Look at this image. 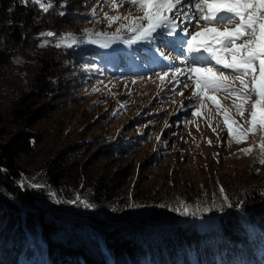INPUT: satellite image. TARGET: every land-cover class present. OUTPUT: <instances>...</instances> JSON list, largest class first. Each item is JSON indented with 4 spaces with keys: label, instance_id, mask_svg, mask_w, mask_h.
Masks as SVG:
<instances>
[{
    "label": "rangeland",
    "instance_id": "374dc122",
    "mask_svg": "<svg viewBox=\"0 0 264 264\" xmlns=\"http://www.w3.org/2000/svg\"><path fill=\"white\" fill-rule=\"evenodd\" d=\"M89 3L96 6L91 27L99 34L85 43L113 57L98 60L102 73L91 86L101 102L86 110L87 101H80L62 119L57 112L26 125L40 140L19 156L28 172L18 182L55 217L53 238L98 256L88 219L114 222L122 237L155 240L210 222L231 206L238 189L262 184L264 0ZM37 70V61L22 53L1 66L6 138L22 126L10 120V110ZM117 135L142 138L125 141L124 156L96 160L93 153ZM71 143L89 148L70 152L68 161L90 163L56 187L43 165ZM126 166L133 173L117 196H98L99 175Z\"/></svg>",
    "mask_w": 264,
    "mask_h": 264
},
{
    "label": "trees",
    "instance_id": "16d2710c",
    "mask_svg": "<svg viewBox=\"0 0 264 264\" xmlns=\"http://www.w3.org/2000/svg\"><path fill=\"white\" fill-rule=\"evenodd\" d=\"M89 2L0 0V74L1 66L11 63L18 53L38 63L30 89L13 102L10 120L22 126L9 138L7 117L0 111V264H264V180L238 189L231 206L211 217L210 222L204 220L191 230L178 228L173 236L155 240L122 237L114 222L88 219V227L99 242L98 256L53 238L55 217H50L33 193L18 182L28 172L19 156L33 152L40 140L26 125L57 112L58 118L65 117L80 101H87L86 110L101 102L102 97L92 96L91 86L102 73L98 60L104 55L113 57L85 43L88 37L99 34L93 30L95 26L91 27L96 6ZM88 23V27L82 26ZM67 38L72 44H61ZM42 40L46 44L38 48ZM131 138L117 135L93 155L96 160L124 156L129 148L125 141L140 144L137 140L142 135ZM80 145L68 144L44 163L51 184L58 187L63 179L73 178L88 166L90 162L79 164L67 159L70 152L89 148L88 144ZM132 173L126 166L99 175L96 194L115 198ZM262 174L254 171L252 176Z\"/></svg>",
    "mask_w": 264,
    "mask_h": 264
},
{
    "label": "bare ground",
    "instance_id": "6f19581e",
    "mask_svg": "<svg viewBox=\"0 0 264 264\" xmlns=\"http://www.w3.org/2000/svg\"><path fill=\"white\" fill-rule=\"evenodd\" d=\"M219 9H221V8H219Z\"/></svg>",
    "mask_w": 264,
    "mask_h": 264
}]
</instances>
